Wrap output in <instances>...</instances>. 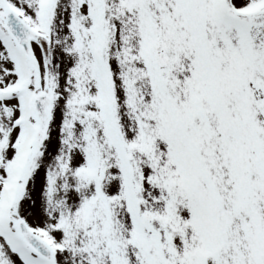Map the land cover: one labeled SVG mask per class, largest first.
Masks as SVG:
<instances>
[{"label":"snow or ice","instance_id":"obj_1","mask_svg":"<svg viewBox=\"0 0 264 264\" xmlns=\"http://www.w3.org/2000/svg\"><path fill=\"white\" fill-rule=\"evenodd\" d=\"M0 264H264V0H0Z\"/></svg>","mask_w":264,"mask_h":264}]
</instances>
